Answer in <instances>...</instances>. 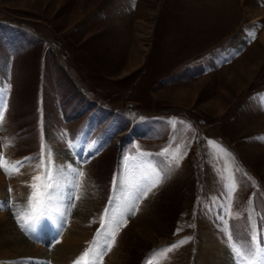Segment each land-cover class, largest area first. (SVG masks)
Segmentation results:
<instances>
[{"label": "rangeland", "instance_id": "obj_1", "mask_svg": "<svg viewBox=\"0 0 264 264\" xmlns=\"http://www.w3.org/2000/svg\"><path fill=\"white\" fill-rule=\"evenodd\" d=\"M260 11L264 0H0V156L33 158L25 161L27 174L5 176L0 214L8 211L14 229L28 235L15 214L38 174L43 144L54 175L70 177L80 185L77 195L95 202L80 224L87 234L80 238L82 253L94 237L101 246L110 241L102 216L105 230L115 231L108 227L113 215L120 221L114 244L97 264H203L200 251L208 245L225 246L228 254L225 243L250 245L249 214L264 235V139H248L264 129V111L258 109L263 118L256 123H228L237 108L250 105L253 92L264 94ZM248 30L256 36L245 41ZM205 37L211 42L202 47ZM228 52L234 61L219 70L224 62L218 59ZM80 136L103 145L100 154L84 157L91 147L85 150L84 140L82 150L74 149ZM229 175L236 182L230 206L222 179ZM79 200L71 201L75 206L63 220L56 217L55 241L74 224ZM182 240L167 258L159 253ZM29 242L45 248L48 264H61L47 252L57 242ZM29 259L15 263L36 264Z\"/></svg>", "mask_w": 264, "mask_h": 264}, {"label": "snow or ice", "instance_id": "obj_2", "mask_svg": "<svg viewBox=\"0 0 264 264\" xmlns=\"http://www.w3.org/2000/svg\"><path fill=\"white\" fill-rule=\"evenodd\" d=\"M4 122V113L3 109H0V126L3 125ZM174 126V122H173ZM264 139V138H261ZM215 142L210 141L209 144L212 145ZM226 151V150H224ZM168 152L167 149H164L162 153L159 155H165ZM142 155H144L142 153ZM33 158L26 157L24 160L10 162L4 160L2 156H0V169L4 171L5 175L11 176L15 173H18L20 168L24 167L25 161H31ZM170 159L179 166L180 159L175 155L171 156ZM53 160L52 154L49 150L45 153L44 145L41 144V154L39 157V162L34 166L38 169V174L31 177V181L27 183V187L30 189L28 196L26 197V202L15 214L17 223L20 224L22 230H31L34 229L38 223H40L41 219L44 217H51L53 215H57L61 220H63L65 216V210L62 209L61 205L65 196L69 203L65 206L66 209H70L75 205L71 203L74 199H79L80 197L76 193V189L80 187V185L73 181L68 182L66 178L60 177L58 178L53 173ZM73 172L77 173L78 177H83L85 174L82 171L77 169H72ZM245 175H247L245 173ZM222 179H226L228 182L225 184V188L227 189V194L229 197V206L231 204V199L233 194L236 191V182L235 177L233 175H229L227 177L222 176ZM159 179H157L154 183H152L146 190L141 191L142 196H146L148 191H151L152 188H155L159 184ZM69 187V191L65 194L63 189L65 186ZM113 188H116V180L113 181ZM11 191V189H9ZM113 198H109V204L113 205ZM109 213V208L106 207L104 209V214L107 215ZM226 215H231L230 212L226 213ZM248 220L251 227V235H250V245L245 248H241L236 246L235 244H229L230 252L233 256V259L236 261V264H256L257 260H260L262 264H264V235H262L256 228L255 223L252 221V216L249 214ZM225 224L227 221H223ZM119 219L117 216L113 215L111 217V225L115 226V231L105 230L106 225L103 219L101 218V230H104V236L106 238L110 237V241L106 246H101L96 237H94L92 245L86 249L74 264H81L83 261L84 264H97V256H99L100 261L102 262L103 254H106L107 251L110 250L111 245L115 242V235L119 231ZM191 227H194L192 225ZM101 230L97 231V237L100 235ZM179 231V229L177 230ZM228 239L232 240V235L230 232L227 233ZM191 239V238H188ZM187 240H182L177 242L176 244H172L166 248L160 249L159 253L167 258V253L171 252L173 249L179 247L183 243H186ZM94 247L99 249L96 254L93 255ZM90 257V258H89ZM86 258H89L86 260ZM149 264L151 262L149 261Z\"/></svg>", "mask_w": 264, "mask_h": 264}, {"label": "bare ground", "instance_id": "obj_3", "mask_svg": "<svg viewBox=\"0 0 264 264\" xmlns=\"http://www.w3.org/2000/svg\"><path fill=\"white\" fill-rule=\"evenodd\" d=\"M219 2H216V3H219ZM260 12L262 13L264 11H260ZM252 13H255L254 10ZM238 41L239 40L234 42L233 44L234 49L236 48ZM1 105H0V108H1ZM63 154H58V155L59 157L61 156L66 157V154L65 153ZM58 155L57 153L55 154L56 157ZM27 172H28V168L26 167V165H24V167L20 168L19 172L15 174H21V176H23L27 174ZM72 172L73 171H71V173ZM5 176L6 175L4 174V171L0 169V203L3 205V206H0V209L2 208L5 209L4 207L5 204L3 203V199L5 197V187H6L4 183ZM66 180L68 182H71L72 179L67 176ZM68 191H69V187L66 185V188L63 189V192L66 194ZM83 196H84L83 199H82V196H80V200L76 204L77 210L74 211L75 212L74 214L76 215V220L74 221V224L72 223L69 226L68 232L62 238L61 243L58 241L56 244H54V246L52 247L54 248V250H52L51 247L47 248L48 249L47 252L50 253V257L53 258L54 261L57 260L58 262H61V264L71 263V260L76 255L78 257L81 256L82 251L84 249V246H83L84 243L80 241V238H86L87 234L84 231L83 225H80V224L81 222H85L87 212H90L94 208L93 206L95 202L92 199H89V197H86L85 195ZM66 199L67 198L65 196V199L63 200V203L61 205L62 209L65 210V214H66V211L68 210L65 208L66 206L65 202L67 201ZM8 214H10L8 213V211H5L2 214H0V264H16L15 263L16 261H20L24 257H27V256H29L36 264H44L42 262L47 259L44 256V253L46 252L44 251L45 248L38 247L37 245H35L34 247H31V244L29 241L38 243V245H40L39 243L48 245V242L49 243L53 242L54 238H50L52 236L51 234H53L54 236L55 235L58 236L59 234V229L56 228L55 230V226H54V223L58 222V220L57 219L54 220L51 217H47L46 222H44L45 220L43 221V225L45 227L44 235L48 236L47 237L48 239L43 240L41 236L40 237L38 236L41 233H40V229L37 224V226L33 230H28V229L26 230V234L28 233L30 237L28 235L22 234L24 237L25 236L29 237V241H27L28 240L27 238L26 240L18 230L14 229L15 225L12 224L10 220L11 216L8 217ZM54 216L55 218L57 217L59 219L57 215H54ZM76 228H78V230L75 232L76 234L74 233L72 235L71 231ZM30 247L33 249H31ZM200 256H201L200 258L202 259V261H204L203 264H232L233 263L231 256L227 252V248L220 244L208 245L204 249H201ZM57 261H55V263H57ZM45 264H48L47 260L45 261Z\"/></svg>", "mask_w": 264, "mask_h": 264}, {"label": "crops", "instance_id": "obj_4", "mask_svg": "<svg viewBox=\"0 0 264 264\" xmlns=\"http://www.w3.org/2000/svg\"><path fill=\"white\" fill-rule=\"evenodd\" d=\"M206 38V40H203L202 41V47H204V46H206L207 44H209L210 42H211V39H207V37H205ZM206 44V45H205ZM211 48V47H210ZM210 48H208V51H207V49L206 50H203L202 52H201V54L200 55H204L205 54V52L207 51V52H210L211 51V49ZM210 49V50H209ZM232 51H233V48H232ZM229 53V52H228ZM228 53H225L226 55L225 56H227V54ZM180 56V59L182 58H185V59H187L186 58V55L184 54V55H179ZM185 56V57H184ZM231 58V57H230ZM230 58H228V59H226V62L225 63H223L224 65H222V66H220V67H218V69L219 70H221L223 67H225V65L226 66H228V65H230L233 61H234V59H232L233 58V56H232V58L230 59ZM212 73V72H211ZM210 74V72L209 73H206L205 75H202L203 77H205L206 75H209ZM201 76V77H202ZM198 78V77H197ZM193 80V79H192ZM179 86H183V85H186V83L185 84H178ZM260 96H261V93L260 92H253L251 95H250V98L248 99L249 101V104L250 105H247V106H244L243 104L239 107L240 109H236L234 112V114L233 115H231V117H230V119L228 120L229 122V124L231 123V124H234V125H236L238 122L240 123H245V122H253V123H256V121H259V119H261V118H263V116L260 114V112L261 111H259L258 109H261V110H263L264 111V109H262V108H260L258 105H259V101H260ZM239 97V96H238ZM237 97H235V99H236ZM258 104V105H257ZM232 105H234V103L232 104ZM237 105H234V108L236 107ZM244 106V107H243ZM240 110V114H239V116L238 115H235L236 114V112H238ZM226 111H224V113H225ZM223 114V113H222ZM221 114V115H222ZM226 114V113H225ZM237 118H239V120H237ZM250 119V120H249ZM249 120V121H248ZM255 121V122H254ZM252 123V124H253ZM250 125V124H249ZM255 125V124H254ZM253 131V132H252ZM251 132V134L249 135V137H248V139H252L253 138V140H255L254 139V137L255 136H258V135H261V134H264V129H259V130H252ZM249 142V141H248ZM250 143V142H249Z\"/></svg>", "mask_w": 264, "mask_h": 264}]
</instances>
